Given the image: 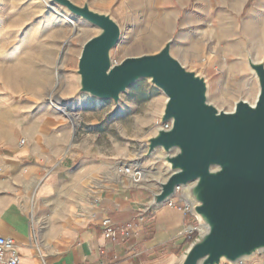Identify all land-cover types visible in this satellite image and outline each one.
I'll use <instances>...</instances> for the list:
<instances>
[{
	"label": "rangeland",
	"instance_id": "1",
	"mask_svg": "<svg viewBox=\"0 0 264 264\" xmlns=\"http://www.w3.org/2000/svg\"><path fill=\"white\" fill-rule=\"evenodd\" d=\"M23 1L13 4L16 25L0 26V136L16 140L14 147L26 138V149L39 153L46 148L47 153L62 135L66 139L60 154L72 153V146L95 148L103 155L99 159L106 156L113 166L139 163L144 171L140 183L159 187L169 176L159 160L164 152L141 157L146 140L161 125L165 94L148 80L129 88L118 104L79 94V59L85 43L99 29L51 0ZM178 1L169 5L167 0H109L104 9L94 7L91 0L74 3H89L119 24L122 35L112 52L114 64L155 54L170 40L178 59V41L185 39L182 46L189 48V59L180 56L179 61L205 77L211 104L228 113L240 100L254 104L259 84L247 57L251 54L255 62L264 61V0ZM37 156L42 158L40 153ZM194 219L192 225H199ZM203 232L202 227L187 242ZM237 264H264V251Z\"/></svg>",
	"mask_w": 264,
	"mask_h": 264
},
{
	"label": "water",
	"instance_id": "2",
	"mask_svg": "<svg viewBox=\"0 0 264 264\" xmlns=\"http://www.w3.org/2000/svg\"><path fill=\"white\" fill-rule=\"evenodd\" d=\"M99 29L83 47L77 74L79 94L119 103L121 95L148 80L167 97L161 125L145 142L141 159L159 158L169 176L159 182L152 206L178 194L206 229L175 264H237L264 251V61L248 65L259 94L254 104L240 100L233 112L210 103L204 76L173 56V40L152 55L114 64L112 52L121 39L117 21L71 0H51ZM170 124L169 129L164 126Z\"/></svg>",
	"mask_w": 264,
	"mask_h": 264
},
{
	"label": "crops",
	"instance_id": "3",
	"mask_svg": "<svg viewBox=\"0 0 264 264\" xmlns=\"http://www.w3.org/2000/svg\"><path fill=\"white\" fill-rule=\"evenodd\" d=\"M107 1L91 3L104 9ZM15 2L0 0V26L16 25ZM183 42L178 41V59L188 57ZM65 139L60 135L51 152L42 148L39 160L27 143L14 147L16 140L0 136V237L16 241L21 264H175L188 246L185 230L196 222L181 195L153 207L160 187L116 176L95 148L72 146V153L60 154ZM104 221L133 224L134 231L125 242H112L103 236Z\"/></svg>",
	"mask_w": 264,
	"mask_h": 264
},
{
	"label": "built area",
	"instance_id": "4",
	"mask_svg": "<svg viewBox=\"0 0 264 264\" xmlns=\"http://www.w3.org/2000/svg\"><path fill=\"white\" fill-rule=\"evenodd\" d=\"M164 128L169 129L170 124L165 125ZM26 143V138H22L19 141V147H24ZM112 170L116 176H125L131 183H138L143 177V173L133 165H125L118 162L112 167ZM184 207L187 212H191V206L186 201ZM101 228L103 236L112 242H125L127 236L134 231L133 224L115 226L109 221H104L101 224ZM200 228H202L200 224L188 226L185 230L186 238L188 240L193 239L200 232ZM0 264H21L19 249L13 238L0 237Z\"/></svg>",
	"mask_w": 264,
	"mask_h": 264
},
{
	"label": "bare ground",
	"instance_id": "5",
	"mask_svg": "<svg viewBox=\"0 0 264 264\" xmlns=\"http://www.w3.org/2000/svg\"><path fill=\"white\" fill-rule=\"evenodd\" d=\"M237 4V3H236ZM235 4V5H236ZM159 38V37H158ZM261 43V42H260ZM70 46V45H69ZM154 48V47H153ZM264 51V50H263ZM258 56V55H257ZM63 59H64V55H62V57H61V60H60V66L62 67L63 66ZM62 77L63 76H60V79H62ZM58 108V107H57ZM58 109H60V108H58ZM75 129H77L76 127H75ZM76 135H77V131L75 130V132H74V135H73V137H74V140H76ZM136 169H139V171H141L142 173H144V171L142 170V168H141V166H140V164L139 163H137V164H134L133 165ZM167 167V166H166ZM204 232H206V229H204Z\"/></svg>",
	"mask_w": 264,
	"mask_h": 264
},
{
	"label": "trees",
	"instance_id": "6",
	"mask_svg": "<svg viewBox=\"0 0 264 264\" xmlns=\"http://www.w3.org/2000/svg\"><path fill=\"white\" fill-rule=\"evenodd\" d=\"M191 243H192V242H191ZM191 243L188 242V244H187L188 246H187V247H189V245H190Z\"/></svg>",
	"mask_w": 264,
	"mask_h": 264
}]
</instances>
